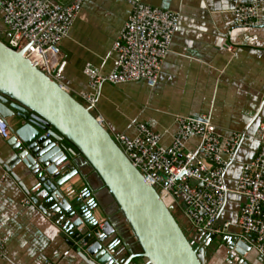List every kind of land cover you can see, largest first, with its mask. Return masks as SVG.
I'll list each match as a JSON object with an SVG mask.
<instances>
[{
    "label": "crops",
    "instance_id": "crops-1",
    "mask_svg": "<svg viewBox=\"0 0 264 264\" xmlns=\"http://www.w3.org/2000/svg\"><path fill=\"white\" fill-rule=\"evenodd\" d=\"M44 1L68 5L72 0ZM142 1L179 14L181 29L173 39L157 86L151 88L145 82L104 84L98 113L104 117L111 133L131 137L137 135L140 123L155 121V131L163 135L164 148L172 145L179 130L178 117H206L225 140L242 134L244 139L231 158L226 174L227 184L234 190L243 167L258 156L261 144L257 133L264 125V0H244L261 9V26L253 28L238 25L233 0ZM132 12L128 0L85 1L61 44L58 74L71 93L88 90L89 78L85 74L88 66L103 74L112 72L117 57L113 46ZM1 35L7 36L8 29L4 13L0 11ZM8 141L0 135V264H99L86 258L58 220H53L55 215L45 213L27 194L26 190L38 192L34 190L37 179L24 165L10 166L13 150ZM198 142L193 139L189 148L193 149ZM83 171L84 179L86 176L89 182L83 178L79 182L83 189L89 186L91 194L101 200L100 221H106L104 193L94 190L96 179L92 180L91 168L85 167ZM39 197L44 200L46 195L41 193ZM27 199L30 204L24 203ZM245 202L243 196L231 193L221 220L236 222ZM180 213L182 227L190 237L194 234L193 225L184 212ZM116 224L122 241L139 252L136 240L127 238L125 227ZM238 235V228L233 227L227 238H238ZM122 241L116 232L106 241V245L114 248V264H121L124 254L129 256ZM224 245L218 246V251L225 249L227 253ZM245 261L264 264L254 250Z\"/></svg>",
    "mask_w": 264,
    "mask_h": 264
},
{
    "label": "water",
    "instance_id": "water-1",
    "mask_svg": "<svg viewBox=\"0 0 264 264\" xmlns=\"http://www.w3.org/2000/svg\"><path fill=\"white\" fill-rule=\"evenodd\" d=\"M10 39V33L0 36V117L11 122L10 166L24 165L32 171L38 192L26 190L27 194L45 213L55 215L53 220L86 258L115 263L114 248L106 241L113 232L122 241L112 214L117 212L140 250L134 252L122 241L129 256L124 254L121 264H208L207 250L214 242L225 244L229 264H249L245 259L252 249L246 241L215 235L204 239L195 233L189 237L175 217V207H168L147 184L95 113L59 77L50 78L23 52L11 49ZM85 167L91 168L100 188L94 190L104 193L107 220L102 230L97 229L102 202L79 182Z\"/></svg>",
    "mask_w": 264,
    "mask_h": 264
},
{
    "label": "built area",
    "instance_id": "built-area-1",
    "mask_svg": "<svg viewBox=\"0 0 264 264\" xmlns=\"http://www.w3.org/2000/svg\"><path fill=\"white\" fill-rule=\"evenodd\" d=\"M85 1L72 0L65 5L44 0H0V11L11 34L8 46L23 52L25 58L57 81L61 44ZM128 1L133 12L114 43L117 57L112 72L103 74L88 66L85 74L89 88L74 94L105 127L106 121L98 113L102 86L145 82L151 88L156 87L173 39L181 29L179 14L147 5L142 0ZM233 1L238 25L261 26L259 7L248 5L244 0ZM177 122L179 130L168 148L162 146L163 135L155 131V121L140 123L135 137L111 134L147 184L157 189L164 203L169 199L168 207L184 209L195 234L204 239L212 235L227 237L237 227L238 238L246 241L264 263V125L257 133L261 141L258 156L245 164L238 185L232 190L226 174L244 136L236 134L232 140H225L206 117H178ZM0 135L4 139L11 137L10 124L1 117ZM195 138L199 142L193 149L189 148ZM231 193L246 199L236 222L221 220ZM30 202L27 199L24 203ZM104 227L105 221H101L97 229Z\"/></svg>",
    "mask_w": 264,
    "mask_h": 264
},
{
    "label": "rangeland",
    "instance_id": "rangeland-1",
    "mask_svg": "<svg viewBox=\"0 0 264 264\" xmlns=\"http://www.w3.org/2000/svg\"><path fill=\"white\" fill-rule=\"evenodd\" d=\"M200 118H203V117H200ZM200 118H196V119H200ZM259 139V138H258ZM260 140V139H259ZM261 143V141H260ZM94 181V177L92 179ZM95 186H98V183L97 181L94 182ZM181 211H179V208L176 206L175 209H176V212H184V209L182 207H180ZM113 218L115 220V223H120L121 224V227H125L126 229V237L127 238H132L135 240L134 236L132 235V232L129 228V226L124 222V218L123 216L120 214V213H115L113 212ZM179 214V213H178ZM181 216V213L179 214ZM181 219V217L179 218ZM179 223L181 224L182 226V223L181 221H179ZM129 238V239H130ZM218 245L215 244L214 246H209L208 249V264H229V259H230V254H228V252L226 253L225 249H220L219 251L217 250L218 248Z\"/></svg>",
    "mask_w": 264,
    "mask_h": 264
},
{
    "label": "bare ground",
    "instance_id": "bare-ground-1",
    "mask_svg": "<svg viewBox=\"0 0 264 264\" xmlns=\"http://www.w3.org/2000/svg\"><path fill=\"white\" fill-rule=\"evenodd\" d=\"M9 122V121H8ZM9 124H10V122H9ZM10 126H11V124H10ZM11 137H12V131H11ZM11 137L9 138V139H11ZM6 140H8V139H6ZM170 200L169 199H166L165 200V204L167 205V206H170ZM179 209H180V207H178ZM1 226H2V224H1Z\"/></svg>",
    "mask_w": 264,
    "mask_h": 264
},
{
    "label": "flooded vegetation",
    "instance_id": "flooded-vegetation-1",
    "mask_svg": "<svg viewBox=\"0 0 264 264\" xmlns=\"http://www.w3.org/2000/svg\"><path fill=\"white\" fill-rule=\"evenodd\" d=\"M180 211V210H179ZM180 212H175V217L177 218V220H179V221H181V219H179L180 218ZM182 223V222H181ZM186 231V230H185ZM187 232V231H186ZM187 234L189 235V232H187Z\"/></svg>",
    "mask_w": 264,
    "mask_h": 264
},
{
    "label": "trees",
    "instance_id": "trees-1",
    "mask_svg": "<svg viewBox=\"0 0 264 264\" xmlns=\"http://www.w3.org/2000/svg\"><path fill=\"white\" fill-rule=\"evenodd\" d=\"M213 244H218V243H217V242H214V243H212V245H213ZM221 245H222V244H218V246H220V247H221ZM220 247H218V249H219ZM218 249H217V250H218ZM208 250H210V249H208ZM207 255H209V254L207 253Z\"/></svg>",
    "mask_w": 264,
    "mask_h": 264
},
{
    "label": "clouds",
    "instance_id": "clouds-1",
    "mask_svg": "<svg viewBox=\"0 0 264 264\" xmlns=\"http://www.w3.org/2000/svg\"><path fill=\"white\" fill-rule=\"evenodd\" d=\"M231 258V257H230Z\"/></svg>",
    "mask_w": 264,
    "mask_h": 264
}]
</instances>
